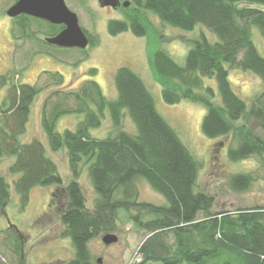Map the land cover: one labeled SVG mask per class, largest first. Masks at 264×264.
<instances>
[{"label":"trees","instance_id":"16d2710c","mask_svg":"<svg viewBox=\"0 0 264 264\" xmlns=\"http://www.w3.org/2000/svg\"><path fill=\"white\" fill-rule=\"evenodd\" d=\"M128 2L131 9L125 8L124 18L108 22L109 36L127 31L136 37L146 35L143 12L174 29L193 31L200 25L216 36L215 43L200 37L188 49L183 66L166 51H155L151 65L162 99L166 104L185 99L205 108L200 130L207 139L235 137V145L227 147L228 161L256 157L263 162L264 88L249 108L234 92L228 73L230 69L253 73L264 86V57L257 53L250 32L255 27L264 39V10L251 6H264V0ZM41 74L48 82L43 88L0 77V85L6 88L0 101V158L15 159L7 170L15 177L12 187L21 202L26 203L33 187H56L53 197L59 200L62 236L70 238L75 253L62 264H93L88 248L91 240L115 232L119 213L130 209H138L130 218L145 232L138 248L139 260L134 264H264V207L213 211L215 197L197 189L200 162L156 111L150 91L135 72L127 67L116 69L113 80L117 96L111 101L96 81L63 90L58 88L63 85L61 73ZM206 79H214L216 90L204 85ZM53 84L58 89L41 104L40 126L50 151H65L72 178L67 183L42 140L33 137L22 143L20 139L33 102ZM71 100L72 106L68 103ZM69 115L82 119L73 129L59 132L58 121ZM126 115L134 133L123 129ZM106 118L111 123L108 135H91ZM247 118L255 120L262 135L245 124L236 126ZM82 168H86L96 195L93 210L86 209L78 183ZM139 179L163 196L166 205L138 203L135 183ZM227 182L232 191L246 192L255 178L235 173ZM10 193V184L0 171V208L8 203ZM15 248V253L20 252V246Z\"/></svg>","mask_w":264,"mask_h":264},{"label":"rangeland","instance_id":"374dc122","mask_svg":"<svg viewBox=\"0 0 264 264\" xmlns=\"http://www.w3.org/2000/svg\"><path fill=\"white\" fill-rule=\"evenodd\" d=\"M11 1L0 0V77L10 78L13 83L19 81L43 88V84L48 82H44V74L41 72H58L63 77V85L58 88L75 90L84 81L93 80L97 82L105 98L111 101L117 96L113 80L116 69L127 67L143 80L155 102L156 111L158 110L162 118L176 131L188 151L200 162L197 189L215 197L213 211L264 207V160L262 162L256 157H251L240 162L228 161L227 147L235 145V137L230 134L219 140L207 139L200 130L202 117L206 111L201 105L185 99L178 104H166L162 99L159 80L151 65L155 51L163 50L176 64L183 66L188 49L200 37L204 36L210 43L217 42L213 33L200 25L196 26L193 31L184 32L177 28L174 29L162 25L155 15L143 12L142 19L147 26L146 35L136 37L131 31H127L117 36H109L108 22L124 18L126 12L123 6L116 10L103 9L98 5V0H89L86 6L85 0H67L68 8L75 13L79 25L93 39L90 48L86 50L59 49L54 53L51 51L52 55L37 58L30 55L29 51L26 52L30 48L26 43L24 48L11 55L12 47L10 48L7 21L3 18L4 8ZM251 6L264 10V6L261 5ZM37 23L41 22L37 21ZM250 32H252L251 39L257 53L264 57V39L260 31L252 27ZM92 70L95 74L91 73ZM228 75L234 92L250 108L254 98L263 91L264 86L256 75L250 72L230 69ZM204 85L214 87L216 90L214 79H206ZM58 88L54 84L51 85L49 89H44L46 91L41 92L39 98L33 102L29 121L20 139L22 143L30 141L33 137L42 140L47 155L56 162L64 183H67L72 178L65 151L52 153L40 126L41 104L54 89ZM5 92V86L0 85V101L5 97ZM72 102L71 100L68 103L72 106ZM81 119L82 117L77 115L63 116L58 121L59 132L65 128L73 129ZM122 123L125 131L135 132L127 115ZM242 124H245L255 134L262 135L260 127L252 118L237 122L236 126L239 127ZM109 130H111V123L106 118L97 131L96 129L91 131V135L99 138L105 137ZM14 160V158H0V171L10 184L11 192L8 203L0 208V264H62L68 262L75 257V253L70 238L62 236L64 227L59 221V200L57 196L53 197L56 187H33L28 193L26 203L21 202L12 187V179L15 177L10 176L7 170ZM235 173H248L255 178V182L246 192H234L229 188L227 178ZM78 183L82 188L86 209L93 210L96 195L87 177L86 168L81 169ZM135 186L138 203L166 205L164 197L155 193L144 180L139 179ZM52 202L53 205H51ZM137 210L130 209L129 212L119 213L116 231L112 232L119 240L117 243L105 246L101 241L102 235L91 240L88 248L93 264H99L97 260L100 264L138 262V248L145 232L138 229L130 218V215L137 214ZM144 214L143 218L147 220L149 217ZM8 234H10L9 237ZM14 242L15 245H12ZM16 245L20 246L18 253L14 252Z\"/></svg>","mask_w":264,"mask_h":264},{"label":"water","instance_id":"95a60500","mask_svg":"<svg viewBox=\"0 0 264 264\" xmlns=\"http://www.w3.org/2000/svg\"><path fill=\"white\" fill-rule=\"evenodd\" d=\"M98 5L102 8L111 7L113 9L121 5L124 8L130 6L126 0L122 3L120 0H98ZM21 14H28L53 24L65 25V30L50 40L58 47L85 49L88 45V40L79 26L78 18L75 13L66 8L64 0H18L7 11V15L11 18ZM101 241L105 246H110L119 240L116 235L109 233L103 235ZM97 262L100 264L99 260Z\"/></svg>","mask_w":264,"mask_h":264},{"label":"flooded vegetation","instance_id":"af4514ba","mask_svg":"<svg viewBox=\"0 0 264 264\" xmlns=\"http://www.w3.org/2000/svg\"><path fill=\"white\" fill-rule=\"evenodd\" d=\"M17 1L18 0H12L10 4H8L4 8V12H3V18L5 19V21H7V32L10 40L9 41L10 48L12 47L10 50L11 55H13L14 53L16 54V51L20 50L21 48H24L26 43H28L30 47L26 52L29 51L30 55H34L37 58L38 56L52 55V53H54L56 50L59 49L69 50L70 48H72V47L69 48L58 47L55 44L51 43L50 41L51 39L58 36L59 33L65 30V25L63 24H58V25L53 24L49 21H45L37 17L35 18L28 14H21L15 16V18L9 17L7 15V11ZM88 2L89 0H85L84 2L85 6L87 5ZM122 2L123 0H120V3ZM64 4L66 8H68L67 0H64ZM121 6L119 8H121ZM68 9L71 11L70 8ZM103 9H113V8L105 7ZM37 21H40L41 23H37ZM23 22H25V24ZM80 28L82 29L86 39L88 40V45L84 49L86 50L91 47L93 39L89 37L87 31L84 28H82L81 26ZM73 49H78V48H73ZM51 51L52 53H50Z\"/></svg>","mask_w":264,"mask_h":264}]
</instances>
